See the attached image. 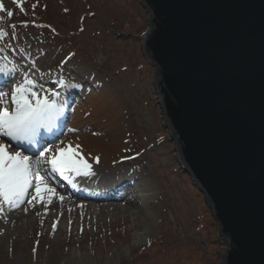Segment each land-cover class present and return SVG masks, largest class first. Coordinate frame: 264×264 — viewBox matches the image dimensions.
Returning a JSON list of instances; mask_svg holds the SVG:
<instances>
[{
  "label": "water",
  "instance_id": "obj_1",
  "mask_svg": "<svg viewBox=\"0 0 264 264\" xmlns=\"http://www.w3.org/2000/svg\"><path fill=\"white\" fill-rule=\"evenodd\" d=\"M137 1L179 163L225 242L219 264H264V0Z\"/></svg>",
  "mask_w": 264,
  "mask_h": 264
},
{
  "label": "rangeland",
  "instance_id": "obj_2",
  "mask_svg": "<svg viewBox=\"0 0 264 264\" xmlns=\"http://www.w3.org/2000/svg\"><path fill=\"white\" fill-rule=\"evenodd\" d=\"M8 1L9 11L13 15L2 16L5 18L2 19L4 25L8 28L6 36H13L16 43L21 42L22 38L28 35L33 37L23 44H18L22 53H30V56H26L27 61L35 60L33 67H38L42 63L51 71L53 68L59 73L63 71V74L60 73V77L56 79L58 81L61 78L66 82L74 77L85 76L87 79L95 77L99 81L98 85L103 81L110 82L112 87L124 96L126 122L134 144L132 154L138 155L132 161L135 162L139 158L140 162L146 164L158 178L153 180L158 189L156 191L158 202H153L151 210L146 211L147 218L144 220L139 215L134 218L129 217L125 221H113L111 218L107 220V217L103 220L101 217L98 223L97 220L88 218L83 220L80 214L75 218L71 217L68 238L72 243L67 247L66 256L69 264L72 262L70 256L77 254L81 255L83 262L87 264H180L181 262L219 264L225 242L220 237L218 224L207 208L205 198L195 187L192 178L184 173L179 163L176 144L171 141L170 131L166 127L162 110L158 105L159 100L153 86V68L147 64L141 52V38L146 33L148 24L147 14L138 1L112 0L114 9L112 13L96 6L97 8L94 9L98 10L101 17L97 18L98 23L93 19L94 25L91 28L95 29L94 34L91 30L93 34L91 40L89 37H83V33H81L82 37L78 38V44H86V53L93 58V61L68 58L65 65L59 63L62 58L60 45L49 43L48 46L46 35L41 34L36 28L26 29L18 25L22 21L18 9L25 5L26 0ZM51 1L55 8L52 23L59 31L66 32L56 12L58 0ZM94 4L92 0L93 7ZM96 26L101 27L97 29ZM76 89L81 94H78L75 103L67 112L68 119L72 111L81 105L82 94H99V91L96 88L93 90L90 85L86 90H83L82 85ZM8 91L6 89L2 92L9 101ZM63 132L64 128L57 135L58 139ZM55 138L53 140L57 139ZM94 221L98 228L90 225ZM3 225L4 218L0 214V235L2 231L4 232ZM39 225L40 223L34 220L31 226L27 225L24 227L25 230L21 229L19 232L18 238L29 242V245L23 249L26 251V256L18 251L16 243L11 245L9 250L5 243L1 244L0 264H15L14 258L20 255L19 264H45L43 261L45 248L47 242L52 239L53 233L50 235L47 233L46 223L44 228ZM77 225L81 232L74 235L73 230ZM188 225H190L189 230L186 229ZM38 234L39 243H37ZM58 238L59 245L63 249L66 239L62 233ZM157 241L163 246L171 247L164 251L147 246L155 245ZM77 244L80 250L77 249ZM163 252H167L166 255L169 252V255L166 256ZM190 254H196L198 261L191 263L188 258ZM61 264L64 262L62 261Z\"/></svg>",
  "mask_w": 264,
  "mask_h": 264
},
{
  "label": "bare ground",
  "instance_id": "obj_3",
  "mask_svg": "<svg viewBox=\"0 0 264 264\" xmlns=\"http://www.w3.org/2000/svg\"><path fill=\"white\" fill-rule=\"evenodd\" d=\"M0 4L4 8L3 11H0V29L4 33L0 38V65H5L7 69H16L14 73L0 75V88L9 90L7 92L9 107L11 106L12 90L17 84L22 83L25 77L36 82V91L38 92L40 85H43L47 90L45 95L53 91L59 92L60 95L55 97V100L57 107L62 108L63 111L57 113L47 130H41V135L53 139L64 128L61 137L55 138L54 144L61 148L67 146L75 148L76 145H80L81 156L92 164L93 171L96 173L91 178L69 174L75 188L58 175L52 174L51 183L48 186L55 188L56 192L54 194L42 193L44 196L42 202L33 201L31 205L27 203V200L35 194V190L32 188L29 190L25 203L19 207L9 209L7 205L0 204V207L3 208L0 214L4 218V232L2 231L0 235V250L2 243L6 244L7 250L16 243L18 251L25 255L26 251L23 249L29 245V242L18 238L19 232L21 229L25 230L24 227L27 225L31 226L36 220L41 227L46 223L49 235L53 233L52 239L47 242L45 248L44 263L61 264L63 261L64 264H69L66 256L67 247L72 243V240L68 238L71 217L75 218L77 214H80L83 220L88 218L98 222L101 217L103 220L107 217V220L111 218L113 221H125L129 217L134 218L139 215L144 220L147 218L146 211L151 210L154 201L158 202L156 197L158 189L153 181L154 178L156 180L158 178L146 164L140 162L139 158L135 162L132 161L134 144H132L133 139L128 122H126L124 96L116 88H113L110 82L103 81L98 85L99 81L95 77H89L90 79L85 76L74 77V79L65 82L67 87H59L56 79L60 77V73L63 74V71L59 73L55 71L56 68H53V72V70L45 68L42 63L38 67H33L35 60L27 61L26 58V56H30V53H22L18 44L32 39L31 35L22 38L19 43L14 42L13 36H6L8 28L2 19H5L4 17L9 12L10 2L2 0ZM75 82L82 85L83 90H86L90 85L93 90L96 88L99 94H82L81 105L72 111V115L68 119L67 112L75 103L78 94H81L79 90L71 87L76 84ZM49 146L51 147L52 144ZM16 150L31 155L24 147ZM96 157L100 158L99 164L95 163ZM46 183L48 182L46 181ZM49 196H51V200L48 199ZM61 196H63V200L60 199ZM53 224L56 225L55 231H53ZM90 225L98 228L95 221ZM90 225L89 227H91ZM79 230L77 225L73 230L74 235H78L81 232ZM60 233L66 239L63 249L59 245L58 235ZM29 238L30 236H28ZM39 242L38 234L37 243ZM76 247L79 249L78 244ZM36 253L35 251V255ZM70 259L72 260L71 264H87L78 254L71 255ZM20 260L21 255L14 258V263L19 264Z\"/></svg>",
  "mask_w": 264,
  "mask_h": 264
},
{
  "label": "snow or ice",
  "instance_id": "obj_4",
  "mask_svg": "<svg viewBox=\"0 0 264 264\" xmlns=\"http://www.w3.org/2000/svg\"><path fill=\"white\" fill-rule=\"evenodd\" d=\"M3 10V5L0 4V11ZM7 15L11 17L13 13L9 11ZM3 35V30L0 29V38ZM15 71L16 69L0 65V75ZM58 85L67 87L63 78L58 81ZM39 87L38 92L36 82L25 77L12 90L10 107L6 94L0 90V204L7 205L9 209L25 203L32 188L35 194L27 200L30 205L33 201L42 202V193L54 194L56 189L48 186L52 174L58 175L73 188L75 184L69 174L85 178L96 175L92 164L81 156L80 145L61 148L54 144L52 138L41 135V130H47L57 113L63 109L57 107L55 100L60 95L59 92L53 91L45 95L47 90L43 85ZM71 87L79 88L81 85L74 84ZM20 147H24L31 155L16 150ZM95 163H100L99 157L95 158ZM48 199L51 200V196ZM60 199L63 200V196ZM0 211H3L2 207ZM52 227L55 231L56 225L53 224Z\"/></svg>",
  "mask_w": 264,
  "mask_h": 264
},
{
  "label": "trees",
  "instance_id": "obj_5",
  "mask_svg": "<svg viewBox=\"0 0 264 264\" xmlns=\"http://www.w3.org/2000/svg\"><path fill=\"white\" fill-rule=\"evenodd\" d=\"M93 1L95 3L94 7L92 5V0H58L56 12L59 17V22L66 30V32H62L57 29V26L54 23H52V15L54 13L53 11L55 10L53 1L26 0L25 5L18 9V13L22 18V21L18 25L26 29L36 28L41 34L46 35L48 46L50 44L60 45V54L62 55V58L59 63L62 65L66 64L68 58H84L87 59V61H93V58H90L86 53V44H78V38L82 37L81 33H83V37H89L91 40V37L94 34L93 30L95 29L91 28V26L94 25L93 19L97 21V18L99 16L101 17V14L98 12V10L94 9L96 6H98L99 9L105 10L106 12L108 11L110 13H112L114 10L112 8V0ZM98 22L99 21H97V23ZM101 26H96V28L98 29ZM108 28L110 29V27ZM91 30L93 34L91 33ZM131 156L132 159H134L138 155L134 153ZM189 228L190 225L186 227L187 230H189ZM155 245L149 244L147 246L149 248L157 247L164 251H167L168 247H171L166 245L163 246L160 241H157ZM164 253L165 255L167 254V252H163V254ZM188 258L190 259L191 263L198 261L196 254H190Z\"/></svg>",
  "mask_w": 264,
  "mask_h": 264
}]
</instances>
